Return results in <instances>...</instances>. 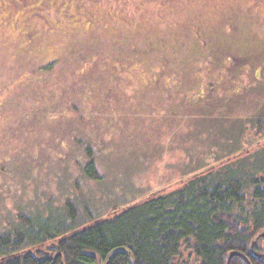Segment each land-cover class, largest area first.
Instances as JSON below:
<instances>
[{"label": "rangeland", "instance_id": "374dc122", "mask_svg": "<svg viewBox=\"0 0 264 264\" xmlns=\"http://www.w3.org/2000/svg\"><path fill=\"white\" fill-rule=\"evenodd\" d=\"M262 147L264 0H0V235L19 253Z\"/></svg>", "mask_w": 264, "mask_h": 264}, {"label": "trees", "instance_id": "16d2710c", "mask_svg": "<svg viewBox=\"0 0 264 264\" xmlns=\"http://www.w3.org/2000/svg\"><path fill=\"white\" fill-rule=\"evenodd\" d=\"M85 172L96 178L92 158ZM263 232L264 147L33 250L0 235V264H264Z\"/></svg>", "mask_w": 264, "mask_h": 264}, {"label": "water", "instance_id": "95a60500", "mask_svg": "<svg viewBox=\"0 0 264 264\" xmlns=\"http://www.w3.org/2000/svg\"><path fill=\"white\" fill-rule=\"evenodd\" d=\"M260 237L264 238V232L260 235ZM231 257H232V254L228 255L227 260L229 261Z\"/></svg>", "mask_w": 264, "mask_h": 264}, {"label": "flooded vegetation", "instance_id": "af4514ba", "mask_svg": "<svg viewBox=\"0 0 264 264\" xmlns=\"http://www.w3.org/2000/svg\"><path fill=\"white\" fill-rule=\"evenodd\" d=\"M261 241V240H260ZM259 242V241H258ZM259 257H261V255L259 256Z\"/></svg>", "mask_w": 264, "mask_h": 264}]
</instances>
